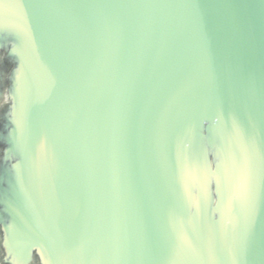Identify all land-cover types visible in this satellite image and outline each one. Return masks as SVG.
Segmentation results:
<instances>
[{"label":"water","instance_id":"1","mask_svg":"<svg viewBox=\"0 0 264 264\" xmlns=\"http://www.w3.org/2000/svg\"><path fill=\"white\" fill-rule=\"evenodd\" d=\"M0 264H264V0H0Z\"/></svg>","mask_w":264,"mask_h":264}]
</instances>
